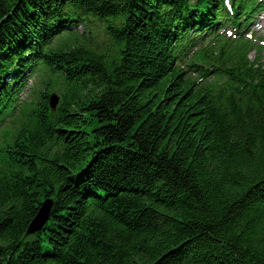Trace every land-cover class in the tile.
Wrapping results in <instances>:
<instances>
[{"label":"trees","instance_id":"trees-1","mask_svg":"<svg viewBox=\"0 0 264 264\" xmlns=\"http://www.w3.org/2000/svg\"><path fill=\"white\" fill-rule=\"evenodd\" d=\"M227 20L224 0H0V264H264V47Z\"/></svg>","mask_w":264,"mask_h":264},{"label":"water","instance_id":"water-1","mask_svg":"<svg viewBox=\"0 0 264 264\" xmlns=\"http://www.w3.org/2000/svg\"><path fill=\"white\" fill-rule=\"evenodd\" d=\"M58 102H59L58 97L54 95L51 101V107L53 110L56 109ZM52 208H53V200L47 199L40 207L36 217L31 221L30 225L28 226L26 236H32L41 232V230L44 228V226L50 219Z\"/></svg>","mask_w":264,"mask_h":264},{"label":"rangeland","instance_id":"rangeland-1","mask_svg":"<svg viewBox=\"0 0 264 264\" xmlns=\"http://www.w3.org/2000/svg\"><path fill=\"white\" fill-rule=\"evenodd\" d=\"M258 23H262L264 25V21H262L260 18L256 20V24L251 27V32L250 33H257L256 35L263 36L264 35V30L260 33H258V29L260 28ZM85 28H88L91 30L92 35L94 36L95 40L97 43L102 44L103 42L107 41L108 37L106 36L105 30L103 29V25L101 24H94V23H88L86 26L85 24H82L79 26V31L82 32L85 30ZM256 56V52L252 51V57ZM263 61H264V56H263Z\"/></svg>","mask_w":264,"mask_h":264}]
</instances>
